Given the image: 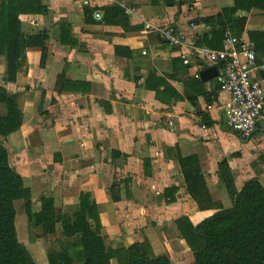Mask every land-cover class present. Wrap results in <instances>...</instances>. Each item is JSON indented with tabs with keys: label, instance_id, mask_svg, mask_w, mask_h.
Returning <instances> with one entry per match:
<instances>
[{
	"label": "crops",
	"instance_id": "obj_1",
	"mask_svg": "<svg viewBox=\"0 0 264 264\" xmlns=\"http://www.w3.org/2000/svg\"><path fill=\"white\" fill-rule=\"evenodd\" d=\"M41 3L46 13L22 14L19 20L27 37L46 32L45 61L41 48H28L9 81L6 57L0 55V87L23 113L21 127L5 146L34 210L46 197L54 200L57 215L72 214L79 210L80 195L89 194L106 247L128 249L148 240L156 256L192 264L194 255L176 222L187 218L196 226L231 207L219 164L229 163L239 190L253 180L264 187V129L259 123L249 138L230 131L225 122L230 97L221 89L225 63L209 66L191 56L196 48L216 50L196 45L211 38L203 19L235 7V0H175L172 6L164 0ZM146 22L173 26L185 38L170 44L146 30ZM246 26L241 39L256 46L248 31L264 30V10L253 8ZM255 54L254 74L264 79V56ZM212 67L218 77L203 82L201 72ZM204 114L212 127L204 126ZM191 156L206 184L187 191L181 161ZM172 189L176 192L168 196ZM25 204L15 201L18 239L35 264H49V252L71 247L74 239L64 236L61 223L54 235H42L29 224Z\"/></svg>",
	"mask_w": 264,
	"mask_h": 264
},
{
	"label": "trees",
	"instance_id": "obj_2",
	"mask_svg": "<svg viewBox=\"0 0 264 264\" xmlns=\"http://www.w3.org/2000/svg\"><path fill=\"white\" fill-rule=\"evenodd\" d=\"M164 3L172 6L175 0H164ZM253 8L264 10V0H235V7L225 8L217 16L203 19L211 28V38L206 35L196 45L222 50L227 33L241 38L247 29L248 14ZM46 11L41 0H0V55L6 57L9 81L15 80L18 66L25 63L28 48H41L42 62L45 61L46 32L25 36L21 31L19 15H42ZM248 32L256 40L255 51L264 56V30ZM58 79L60 84L63 76L60 75ZM0 105L5 110L0 115V264H35L29 250L18 239L15 201L20 199L26 200L29 224L40 229L42 235H54L58 223H61L64 236L74 239L71 247L61 252H49V264H111L113 259L119 264H173L167 256H156L148 240L133 244L128 249L112 250L106 247L97 209L89 194L80 195L79 210L72 214L57 215L54 200L46 197L41 198L39 210L35 211L31 192L24 188L23 178L11 166L5 146L6 138L21 127L23 113L14 97L3 87H0ZM203 124L205 127L213 126L208 114L203 115ZM181 169L187 191L205 186V176L196 157L184 158ZM219 175L231 200V207L221 208L196 226L187 218L176 222L182 238L194 255L192 264H264V187L253 180L239 190L226 160L219 164ZM167 192L170 196L176 191L172 189ZM110 193L113 201L117 202L119 197L115 185ZM89 219L94 221V226Z\"/></svg>",
	"mask_w": 264,
	"mask_h": 264
},
{
	"label": "built area",
	"instance_id": "obj_3",
	"mask_svg": "<svg viewBox=\"0 0 264 264\" xmlns=\"http://www.w3.org/2000/svg\"><path fill=\"white\" fill-rule=\"evenodd\" d=\"M121 6L129 12L127 2H121ZM95 17L101 19L102 14L97 13ZM145 28L157 31L160 39L170 44H180L185 38L173 26L146 22ZM191 56L209 66L225 63L221 89L230 97L225 107L226 126L235 134L249 138L264 121V79L254 74L255 45L227 33L223 50L196 48ZM183 62L189 64L190 59L184 58Z\"/></svg>",
	"mask_w": 264,
	"mask_h": 264
},
{
	"label": "water",
	"instance_id": "obj_4",
	"mask_svg": "<svg viewBox=\"0 0 264 264\" xmlns=\"http://www.w3.org/2000/svg\"><path fill=\"white\" fill-rule=\"evenodd\" d=\"M219 75L217 67H212L201 72L200 77L203 82H207ZM260 126L264 129V121L260 122Z\"/></svg>",
	"mask_w": 264,
	"mask_h": 264
}]
</instances>
